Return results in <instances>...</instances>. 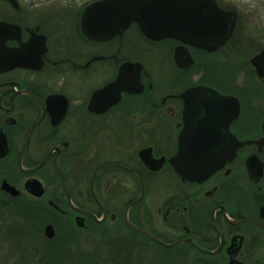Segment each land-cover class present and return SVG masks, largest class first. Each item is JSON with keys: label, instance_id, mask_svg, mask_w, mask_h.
<instances>
[{"label": "flooded vegetation", "instance_id": "af4514ba", "mask_svg": "<svg viewBox=\"0 0 264 264\" xmlns=\"http://www.w3.org/2000/svg\"><path fill=\"white\" fill-rule=\"evenodd\" d=\"M98 1L0 0V207L30 229L0 242L31 254L60 219L136 236L158 264H264V0H206L222 19L200 43L135 21L90 37ZM221 95L239 101L225 138L245 143L191 180L171 159L186 128L219 127Z\"/></svg>", "mask_w": 264, "mask_h": 264}, {"label": "water", "instance_id": "95a60500", "mask_svg": "<svg viewBox=\"0 0 264 264\" xmlns=\"http://www.w3.org/2000/svg\"><path fill=\"white\" fill-rule=\"evenodd\" d=\"M205 1L101 0L86 9L84 31L90 37L105 39L118 32L119 27L126 28L135 21L148 37L161 39L175 36L184 41L200 43L217 31L220 25L219 20L222 19L215 5L210 1V5H207ZM209 6V11L205 13L204 8ZM263 57L264 54L261 55L262 59ZM218 103L221 110L219 127L210 126L213 118L209 116L198 122L203 126L191 125L186 128L181 138V148L171 159L176 170L191 180L202 179L210 174L224 160L231 157L230 154H234L238 146L245 143L233 140L231 144L225 138L230 131L231 120L239 112V101L236 98L221 95ZM217 129L220 131L214 134L213 130ZM93 191L96 195L95 188ZM77 209L90 213L87 209ZM127 212L126 220L129 225L157 239L146 229L131 222ZM77 224L84 225L82 217L77 218ZM46 233L48 237L54 235L52 224L48 225Z\"/></svg>", "mask_w": 264, "mask_h": 264}, {"label": "rangeland", "instance_id": "374dc122", "mask_svg": "<svg viewBox=\"0 0 264 264\" xmlns=\"http://www.w3.org/2000/svg\"><path fill=\"white\" fill-rule=\"evenodd\" d=\"M34 215V214H33ZM36 217V216H35ZM13 214L8 209L0 207V236L12 240V236H19L20 231H29L21 225L22 221H15ZM37 222L40 221L39 218ZM38 225V223H36ZM30 227V225H29ZM57 237L54 241L47 242L46 239H39L33 235L28 241L31 254H24L18 245L12 250L13 245L6 241L0 242V264H158V252H153V245L145 242L146 251L143 254L139 247L136 236H114L110 238L105 234L104 226L88 227L78 229L67 227L65 221L56 220ZM79 231V235L76 234ZM89 232H96L98 235H89ZM101 233V235H100ZM129 236V237H128ZM0 238V239H1ZM5 240V239H4ZM31 243V244H30ZM154 247V248H153ZM153 248V249H152ZM37 249V250H36ZM151 250V251H150ZM140 251V252H139ZM150 251V252H149ZM17 258H19L17 260ZM14 260H17L15 262Z\"/></svg>", "mask_w": 264, "mask_h": 264}]
</instances>
